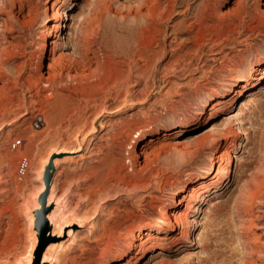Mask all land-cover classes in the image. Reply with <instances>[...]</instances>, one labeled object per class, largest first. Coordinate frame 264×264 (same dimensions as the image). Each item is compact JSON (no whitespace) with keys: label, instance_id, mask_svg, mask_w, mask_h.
I'll list each match as a JSON object with an SVG mask.
<instances>
[{"label":"rangeland","instance_id":"obj_1","mask_svg":"<svg viewBox=\"0 0 264 264\" xmlns=\"http://www.w3.org/2000/svg\"><path fill=\"white\" fill-rule=\"evenodd\" d=\"M149 4L0 0V264L31 253L42 264L43 184L47 209L60 198L80 220L62 264H176L182 253L188 264H264V80L242 97L222 88L264 59V0H169L172 15L154 26L138 17ZM213 98L226 103L211 110ZM22 157L31 167L20 180ZM49 158L59 162L50 188ZM183 213L195 223L188 249L174 242L186 223L153 227Z\"/></svg>","mask_w":264,"mask_h":264},{"label":"bare ground","instance_id":"obj_2","mask_svg":"<svg viewBox=\"0 0 264 264\" xmlns=\"http://www.w3.org/2000/svg\"><path fill=\"white\" fill-rule=\"evenodd\" d=\"M161 1L162 0H150L149 6H146L145 10H142L141 14H139L138 17H144L145 20L147 21V24H149V25H152V26L161 25L160 23L165 19L166 16L169 17L172 15L171 14L172 10L169 8L170 5L168 6L169 0L166 1V6H162ZM185 5H186V3L182 2L179 6H185ZM50 44L53 45V44H55V42L50 41ZM48 50H50L49 46L44 45L42 55L45 56L46 53L48 52ZM61 58H60V60H61ZM60 60H56L54 65H58L60 63ZM50 66H49V68H50ZM263 66H264V59L260 60V62L257 65H253L248 70L247 76H246V74L237 75L233 78L231 84H227L226 86H224L222 88L226 89L229 86H230V88H235L234 92L235 93L237 92V96L242 97L244 95V93H243L244 90H246V88L248 86H250L252 84V87L249 90H253V89H255V87H257L261 83V81L264 80V70H262ZM54 79L56 81L59 80L58 76L54 77ZM238 87H240L241 90L236 91V89ZM220 91L221 90H217L216 93H218V94H215L214 96H216V95L220 96ZM226 92H230V89H226ZM212 100L214 102V105L211 107V110L216 108V107L222 106L223 104L226 103L224 100H222V98H219V99L213 98ZM206 102H204V103H206ZM0 131L2 132V129H0ZM227 154L224 153L219 157L221 162L224 163V161H226L225 156ZM233 158H234L233 156H230V161L228 162V165L226 167L224 166V167L218 168L217 175L214 178H218L219 182L222 181V183H225L228 180H230V178L233 174V166H232L233 165V162H232ZM48 165L49 166L53 165L55 168V166L58 167L59 162L58 161L54 162L52 160V158H49L48 161H46L44 163L42 172L40 171V180H42V176L44 178L46 170L49 167ZM237 168H238V166H237ZM213 174L214 173H213L212 169L208 171V175H213ZM43 185L40 186V189H39L40 191L38 190L39 192L35 196L34 211H38V210L42 209V205L40 204V202L38 200H40L39 198H41L47 191H49V190L45 191V185H44V189H43ZM213 189H215V186L212 187L211 189L206 188L204 190V192L201 193V195L199 196V200H198L197 204H199V205L201 203L204 204L206 201L205 196L208 197V193H210L211 190H213ZM54 192H55V186L52 188V191H51V198H50L51 202H56L55 197L53 196ZM195 193H196L195 190H192V194L189 196L190 197L189 199H194ZM60 200L61 199L59 198V202L58 203L56 202V204H55L56 207H54L51 210V212L49 213V215L47 216V219L50 218V220L52 222L51 227H54L55 231L53 230V232H55V233L52 234V237L54 239L52 238L53 240H51V244L46 248V250L43 254L42 264H62V255L64 254L63 252H65L66 250H69L71 248L72 242H74V239L76 238L75 233H72V231H70L68 233L67 229L71 228L73 223H75V221H76V223H79L80 220L77 222V220L71 221V220L67 219V215H66L67 212L66 213L63 212V208L61 205L62 200L61 201ZM63 201H65V200H63ZM47 203H49V199H48ZM177 204L178 205H186V208L189 207V210L192 213H196V212L200 211V209H198L197 206H194V205L188 206L189 203L186 200H180ZM68 214H70V213L68 212ZM188 215L189 214H187V213L180 214L179 217L181 218V220L179 221L175 214H168L163 220H160L158 223L153 225V227H155L157 229H163V228H169V227L176 228L177 226L179 227L181 224L183 225V223H186L183 227V231L181 232L180 236H178L174 240V242L176 245L180 246L181 248H185V247L187 249L191 248V246H190V243L192 242V240H191V234L192 233L191 232H192V227L195 225V223H194V220L191 221L188 218ZM56 223H57V226L55 229ZM33 237H34V235H33ZM63 237H68L69 239L72 238V241H69V240L68 241H57V240H55V238L61 239ZM35 244H36V240L34 237L33 250H34ZM137 248H138V246L136 244H132L127 255H132L137 250ZM61 252L63 254H61ZM31 255H32V253H31ZM31 255L29 257L28 264H31ZM120 257H122V255ZM115 258H118V257H115ZM189 258H190L189 254L182 253L180 258L176 261V264H188ZM163 263H165V262H163ZM108 264H110V263H108ZM167 264H173V263H167Z\"/></svg>","mask_w":264,"mask_h":264},{"label":"water","instance_id":"obj_3","mask_svg":"<svg viewBox=\"0 0 264 264\" xmlns=\"http://www.w3.org/2000/svg\"><path fill=\"white\" fill-rule=\"evenodd\" d=\"M55 174V168L53 165L49 166L46 170V173L44 175V180L48 188L51 187L53 179ZM42 209L37 211V224L38 228L41 232V235L43 237V243L41 244V247L39 249V258L43 256L46 248L51 244V240L49 242L46 241V236L49 234L52 230V227L50 226L47 216L51 212L50 209L46 208L47 205V195L43 196L40 200Z\"/></svg>","mask_w":264,"mask_h":264},{"label":"built area","instance_id":"obj_4","mask_svg":"<svg viewBox=\"0 0 264 264\" xmlns=\"http://www.w3.org/2000/svg\"><path fill=\"white\" fill-rule=\"evenodd\" d=\"M22 146H23V140L18 139L10 144V149L15 151V150H19ZM30 167H31V161L28 157L20 158V160L18 161L17 171H16L17 177L20 180L25 179L29 173Z\"/></svg>","mask_w":264,"mask_h":264}]
</instances>
